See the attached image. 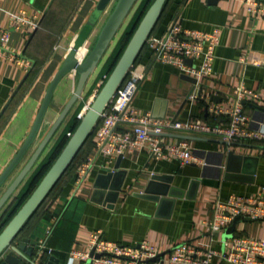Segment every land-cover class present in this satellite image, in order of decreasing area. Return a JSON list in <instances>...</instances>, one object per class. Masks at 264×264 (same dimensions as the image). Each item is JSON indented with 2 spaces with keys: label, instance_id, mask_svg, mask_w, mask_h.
I'll return each instance as SVG.
<instances>
[{
  "label": "crops",
  "instance_id": "crops-1",
  "mask_svg": "<svg viewBox=\"0 0 264 264\" xmlns=\"http://www.w3.org/2000/svg\"><path fill=\"white\" fill-rule=\"evenodd\" d=\"M99 1L0 0V38L3 32L10 35L7 53L0 54V175L27 139L52 79ZM114 5L112 2L99 18L81 48L87 43L92 48ZM248 7L245 0H171L154 36H163L176 19L192 31L220 29L213 72L200 78L183 74L155 62L153 51L146 45L137 64L147 68V75L133 100L134 108L141 115L154 114L164 120L225 126L228 118H217L210 106L226 107L240 91H248L253 96H245L242 106L249 125L264 132V13L249 12ZM19 14L37 28L12 19L11 15ZM98 76L93 82L90 78L84 96L92 94ZM77 80L78 75L71 73L57 87L30 156L70 100ZM162 139L168 144L188 142L196 161L183 166L178 160H156L147 148H134L112 158L99 152L93 137L18 243L31 240L28 249L34 248L32 258L38 264L50 257L58 259L59 264H72L71 252L90 251L93 234L122 246L147 241L163 256L182 243L224 250L225 231L215 237L208 231V224L214 219L217 203L231 195L264 202V141L228 145L216 138L179 134ZM89 159L92 166L78 184L81 165ZM46 213L48 224L37 230ZM242 235L264 240V220L238 224L234 236Z\"/></svg>",
  "mask_w": 264,
  "mask_h": 264
},
{
  "label": "built area",
  "instance_id": "built-area-1",
  "mask_svg": "<svg viewBox=\"0 0 264 264\" xmlns=\"http://www.w3.org/2000/svg\"><path fill=\"white\" fill-rule=\"evenodd\" d=\"M245 1L249 5V12L264 13V0ZM11 16L23 26L30 24L33 25V29L37 28L36 24L24 14ZM220 38V29L208 33L192 31L184 29L179 19H176L163 36L151 35L146 45L153 51L155 62L175 67L183 74L200 78L212 74L215 50L220 44ZM9 41V32H3L0 38L1 55L7 53L6 45ZM83 48L86 50L83 57L78 58L77 55L79 62H82L90 52L88 43ZM7 55L10 60L17 61L10 54ZM188 60L193 64L188 65ZM198 61L199 63H196ZM26 64L30 66L29 62ZM72 73L77 76L76 72ZM146 75L147 68L135 64L103 113L94 132L96 147L100 153L116 158L134 148H147L156 160H178L184 166L196 161L190 144L186 141L168 144L163 141L162 136L168 134L203 136L219 139L228 145L264 141V132L251 129L249 118L242 106L245 96H253L248 91H240L236 98L229 100L226 107L210 106V112L214 116L228 118V124L225 126L208 125L201 121L160 120L154 119L151 114L141 115L134 108L133 100ZM104 82L101 81V84L103 85ZM91 102L85 107V111ZM85 111L79 115V119L83 117ZM68 136L70 137L71 133H68ZM91 166L90 159L81 165L78 184L86 178ZM237 217L264 220V202L238 195L229 196L226 200L217 203L214 219L208 224V231L215 237L219 236ZM49 233L50 231L47 232ZM223 245L224 250L221 251L193 243H182L175 245L166 256L152 261L161 254L147 241L137 245L122 246L93 234L90 251H72L70 259L72 264H215V261L227 264H264V240L242 235L223 241Z\"/></svg>",
  "mask_w": 264,
  "mask_h": 264
},
{
  "label": "water",
  "instance_id": "water-1",
  "mask_svg": "<svg viewBox=\"0 0 264 264\" xmlns=\"http://www.w3.org/2000/svg\"><path fill=\"white\" fill-rule=\"evenodd\" d=\"M167 1L168 0H154L151 4L111 74L95 95L89 108L85 111L80 123L69 137L61 153L29 198L1 231L0 264H38L32 258L34 248L28 249V245L31 240L22 239L21 242L18 243L20 234L77 158L88 139L94 133L103 113L115 98L117 91L122 86L129 74V71L136 64L137 59L147 44V41L153 34V31L162 16ZM112 2L113 0H100L97 3L90 20L83 29L81 35L77 38L75 46L70 49L61 68L52 79L27 139L0 175L1 193L8 181L14 176L18 168L28 158L33 147L37 144L45 116L57 87L67 75L72 72H76L78 80L70 100L49 132L45 135L41 142H39L29 160L25 163L23 168L1 195L0 215L12 201L13 197L16 196L27 177L42 159L47 146L50 144L74 106L82 98L90 78L104 61L111 46L115 42L126 20L136 7L139 0L116 1L112 11L104 22L94 45L90 49V52L82 62H79L77 55L79 49L83 45V41L89 35L99 18L106 12ZM187 63L191 65L192 61L188 60ZM186 78L196 83V80L191 79L190 77ZM152 117L164 120L162 117L154 116V114H152ZM185 138L193 139L191 137ZM249 220L250 219L248 218L242 217L235 218L232 224L223 233V240L226 241L228 239H232L237 225ZM93 254L94 252L92 251V255ZM161 256L163 255L161 254L158 258L152 261H157ZM97 257H99V255H97ZM44 264H59V260L54 257H50Z\"/></svg>",
  "mask_w": 264,
  "mask_h": 264
},
{
  "label": "trees",
  "instance_id": "trees-1",
  "mask_svg": "<svg viewBox=\"0 0 264 264\" xmlns=\"http://www.w3.org/2000/svg\"><path fill=\"white\" fill-rule=\"evenodd\" d=\"M171 0H168L165 8L163 10V13L168 6L169 2ZM154 2V0H142L139 7L135 11L132 19L128 23L127 27L125 28L124 32L122 33L120 39L117 42V45L114 47L111 54L107 57L105 62L102 65V68L99 72L98 78H101L102 76H105V81L111 74L112 70L114 69L115 65L117 64L118 60L120 59L121 55L123 54L124 49L126 48L128 42L130 41L132 35L134 34L136 28L138 27L140 21L142 20L143 16L145 15L146 11L149 9L151 4ZM162 13V15H163ZM162 17V16H161ZM161 20V18H160ZM159 20V22H160ZM158 22V24H159ZM157 24V26H158ZM156 26V28H157ZM155 28V30H156ZM153 34L154 35V32ZM146 47V46H145ZM144 47V49H145ZM143 49V50H144ZM142 50V52H143ZM141 52V53H142ZM138 62V59L136 61V64ZM81 107V106H80ZM75 112L74 115L68 120L66 123L65 129L63 132L59 134V136L56 139V142L51 147V149L47 152V154L39 161V163L36 165L34 170L30 173V175L27 177L25 182L23 183L22 187L18 191L15 197H13L12 201L9 203V205L5 208V210L0 215V233L4 229V227L7 225V223L12 219V217L17 213V211L21 208V206L25 203V201L29 198V196L32 194V192L35 190V188L38 186L42 178L45 176V174L48 172L50 167L53 165L59 154L61 153L62 149L64 148L65 144L67 143L69 136L68 133H73L78 124L80 123V120L78 118V112L79 109ZM95 132V131H94ZM94 137V133L91 135V137L88 139L80 153L78 154L77 158L74 160V162L71 164V166L68 168L64 176L61 178V180L57 183L55 188L52 190V192L49 194L47 199L44 201L42 206L38 209V211L34 214V216L30 219V221L27 223V225L24 227L21 234L25 231L26 228L30 227L32 225V222L34 219L42 212L44 206L46 203L50 200V198L55 193L56 189L62 182V180L69 174L74 164L80 160L81 154L84 151L85 146L92 140ZM49 222V215L46 213L42 216L40 223L38 224V228L42 230V228L47 225ZM20 234V235H21Z\"/></svg>",
  "mask_w": 264,
  "mask_h": 264
},
{
  "label": "rangeland",
  "instance_id": "rangeland-1",
  "mask_svg": "<svg viewBox=\"0 0 264 264\" xmlns=\"http://www.w3.org/2000/svg\"><path fill=\"white\" fill-rule=\"evenodd\" d=\"M116 1H117V0H113V3H116ZM141 1H142V0H139V2L137 3L136 7L134 8V10H133V11L131 12V14L129 15L128 19L126 20V22H125V24H124V26H123V28H122V30H121V32L119 33V35H118V37L116 38V40H115V42L113 43V45L111 46V48H110V50H109V52H108V54H107V56L105 57L104 60L107 59V57H108V56L111 54V52L113 51L114 47L117 45L118 40L120 39V37H121L122 33L124 32L125 28L127 27L128 23H129L130 20L132 19L133 15H134L135 11L137 10V8L139 7ZM111 7H112V6H111ZM99 70H100V69H99ZM99 70L96 71V73L93 75V77H92V79H91V82H93L94 79L97 77V75H98V73H99ZM104 77H105V76H102V77L98 80V83H97V85L95 86V88H94V90H93V92H92V94H91L90 96H89L88 94L84 96V94H83L82 98H81L80 101L78 102V105H77L78 107H77V109L73 112L72 115L75 114V112L78 110V108H79L80 106H81V107H80V109H79L78 114L81 115V113H83V112L85 111V107L91 102L92 98L95 97V95L98 93L97 91L100 90L99 84H100L101 81H105ZM72 115H71V116H72ZM79 115H78V117H79ZM31 155H32V154H31ZM30 157H31V156H30V154H29L28 158L22 163V165H21L22 167L25 165V163L29 160ZM21 166H20L19 168L22 169ZM19 168H18V169H19Z\"/></svg>",
  "mask_w": 264,
  "mask_h": 264
},
{
  "label": "bare ground",
  "instance_id": "bare-ground-1",
  "mask_svg": "<svg viewBox=\"0 0 264 264\" xmlns=\"http://www.w3.org/2000/svg\"><path fill=\"white\" fill-rule=\"evenodd\" d=\"M85 48H82L80 51H79V53H78V58H82L83 57V55L85 54Z\"/></svg>",
  "mask_w": 264,
  "mask_h": 264
}]
</instances>
